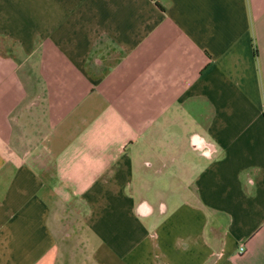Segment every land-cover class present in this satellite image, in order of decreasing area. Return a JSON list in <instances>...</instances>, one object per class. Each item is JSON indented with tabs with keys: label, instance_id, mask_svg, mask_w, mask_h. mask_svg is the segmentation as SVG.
I'll list each match as a JSON object with an SVG mask.
<instances>
[{
	"label": "crops",
	"instance_id": "0c3cea01",
	"mask_svg": "<svg viewBox=\"0 0 264 264\" xmlns=\"http://www.w3.org/2000/svg\"><path fill=\"white\" fill-rule=\"evenodd\" d=\"M0 264H264V0H0Z\"/></svg>",
	"mask_w": 264,
	"mask_h": 264
},
{
	"label": "built area",
	"instance_id": "2783aa9c",
	"mask_svg": "<svg viewBox=\"0 0 264 264\" xmlns=\"http://www.w3.org/2000/svg\"><path fill=\"white\" fill-rule=\"evenodd\" d=\"M244 243H240L239 245H237V249H236V251H237V253H238V255H242L244 252H245V247H244Z\"/></svg>",
	"mask_w": 264,
	"mask_h": 264
},
{
	"label": "rangeland",
	"instance_id": "374dc122",
	"mask_svg": "<svg viewBox=\"0 0 264 264\" xmlns=\"http://www.w3.org/2000/svg\"><path fill=\"white\" fill-rule=\"evenodd\" d=\"M141 144H139V146H140ZM138 146H136V148H137ZM154 199H155V196H152ZM156 200V199H155Z\"/></svg>",
	"mask_w": 264,
	"mask_h": 264
}]
</instances>
